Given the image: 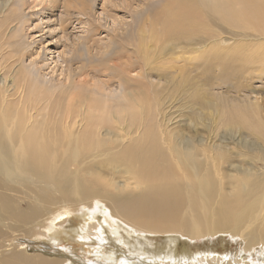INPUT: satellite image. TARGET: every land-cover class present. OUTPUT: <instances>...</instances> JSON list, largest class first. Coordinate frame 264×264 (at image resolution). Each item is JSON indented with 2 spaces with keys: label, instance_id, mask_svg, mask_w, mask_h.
I'll use <instances>...</instances> for the list:
<instances>
[{
  "label": "bare ground",
  "instance_id": "1",
  "mask_svg": "<svg viewBox=\"0 0 264 264\" xmlns=\"http://www.w3.org/2000/svg\"><path fill=\"white\" fill-rule=\"evenodd\" d=\"M241 1L248 2V13L237 10ZM201 3L219 12L222 24L239 22L233 26L238 30L233 36L240 37L230 46L219 34L206 48L219 52L221 45L225 53L236 55L239 64L256 66L263 73L264 0ZM37 4L34 0L30 5ZM45 11L53 9L39 13ZM193 16L178 19L179 25L194 23L199 28L182 32V37L212 41L211 26L202 18L192 21ZM171 21L164 24L165 31L173 30L176 22ZM34 72L32 81L37 84L44 77L43 67ZM5 76L0 74V264H71L74 245L66 238L79 246L95 243L92 255L97 260L88 264H264V187L254 196L249 193L251 201H237L232 193L217 188L207 173H200L192 139L185 141L192 149L174 158L170 126L158 130L166 151L152 130L141 138L140 130L124 128L123 119L121 125L115 121L100 125L98 116L75 119L72 113L83 114L82 106L77 109L70 102L65 106L68 99L56 92L29 98V88L35 92L34 87L16 90L19 86H8ZM46 120L50 126H45ZM239 166L234 172L245 177L234 178L248 185L258 171L248 163ZM109 170L112 175L107 177ZM73 214L81 221L78 226L72 224ZM35 236L38 243L29 240ZM225 236L244 244L239 254L195 247ZM156 237L162 238L160 244L153 243ZM62 242L66 246L61 247ZM107 243L114 249L105 252Z\"/></svg>",
  "mask_w": 264,
  "mask_h": 264
},
{
  "label": "rangeland",
  "instance_id": "2",
  "mask_svg": "<svg viewBox=\"0 0 264 264\" xmlns=\"http://www.w3.org/2000/svg\"><path fill=\"white\" fill-rule=\"evenodd\" d=\"M32 1L0 0V74L6 75L8 86H19L16 90L26 85L34 87L35 92L29 88V98L56 92L68 99L65 106L70 102L85 110L83 114L72 113L75 119L98 116L100 125L111 121L121 125L123 119L124 128L140 130L137 134L141 138L152 130L166 151L158 130L159 126H170L174 158L184 149H192L190 142H185L192 139L197 145L195 166L202 175L207 173L217 188L232 193L240 202L251 201L249 193L254 196L263 189L264 72H258L256 66L245 68L221 45L219 52L206 48L219 34H224L230 46L240 37L233 36L238 32L233 28L238 21L222 24L219 12L205 8L201 0H134L118 2L119 7L109 0H36V8L30 5ZM247 3L241 1L237 10L248 13ZM128 4L131 7L127 11ZM47 7L53 11L39 13ZM184 15L208 23L212 41L202 36L183 38L182 32L199 30L194 23L179 25L177 21ZM172 18L176 22L173 30L165 31L164 24ZM40 67L44 77L35 84L32 75L36 78L34 69ZM45 126H50L47 120ZM242 162L258 171L248 185L234 178L245 177L241 171L234 172ZM105 175L109 177L112 172ZM73 216L72 224H81L77 215ZM36 237L29 240L38 243ZM66 241L74 245L71 264L97 260L92 255L95 243L79 246L72 238ZM161 241L156 237L153 243ZM195 247H212L225 255L239 254L244 244L225 236ZM112 248L107 243L104 250Z\"/></svg>",
  "mask_w": 264,
  "mask_h": 264
}]
</instances>
